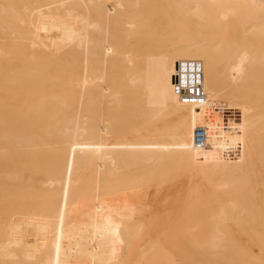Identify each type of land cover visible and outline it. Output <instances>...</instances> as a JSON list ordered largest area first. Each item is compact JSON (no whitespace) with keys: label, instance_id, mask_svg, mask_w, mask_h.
Here are the masks:
<instances>
[{"label":"bare ground","instance_id":"1","mask_svg":"<svg viewBox=\"0 0 264 264\" xmlns=\"http://www.w3.org/2000/svg\"><path fill=\"white\" fill-rule=\"evenodd\" d=\"M27 1L0 0V264H264V0Z\"/></svg>","mask_w":264,"mask_h":264},{"label":"built area","instance_id":"2","mask_svg":"<svg viewBox=\"0 0 264 264\" xmlns=\"http://www.w3.org/2000/svg\"><path fill=\"white\" fill-rule=\"evenodd\" d=\"M172 88L182 103L203 104L206 101V93L201 62L199 60L178 62L172 76ZM192 144L198 149L206 146V131L203 127H196L193 130Z\"/></svg>","mask_w":264,"mask_h":264},{"label":"rangeland","instance_id":"3","mask_svg":"<svg viewBox=\"0 0 264 264\" xmlns=\"http://www.w3.org/2000/svg\"><path fill=\"white\" fill-rule=\"evenodd\" d=\"M27 2H28V1L26 0V2H24V4H27ZM153 5H154V4H153ZM153 5H152V6H153ZM156 5H158V4H156ZM155 9H158V8H155ZM156 12H157V10H156ZM152 13H154V12H152ZM155 14H156V13H155ZM156 15H157V14H156ZM154 16H155V15H154ZM152 17H153V14H152ZM155 17H156V16H155ZM150 19H151V18H150ZM152 19L154 20V18H152ZM152 19H151V21H152ZM97 34H98L97 32H96V33H93V35L95 36V38H98V35H97ZM24 63L27 65L26 61L23 62V64H22L23 70H27V72H28V66L25 65V66H26V67H25V66H24ZM62 64H63V63H62ZM54 67H55V66H54ZM63 67H64V66H63ZM63 67L60 68V69H61V71L64 69V72L62 71V73H65V67H64V68H63ZM113 67H117V66H112V67H108V68H109V70H110V69L112 70ZM123 67H124V66H123ZM56 68H57V66H56ZM117 68H118V67H117ZM53 69H54V68H53ZM53 69H52V70H53ZM66 69H67V68H66ZM57 70H59V69L57 68L56 71H57ZM67 70L70 71L69 69H67ZM67 70H66V71H67ZM113 70H114V69H113ZM54 71H55V70H54ZM56 71H55V72H56ZM68 71H67V72H68ZM56 73H57V72H56ZM70 73H71V72H70ZM26 74L28 75V73H26ZM26 74L24 75V78H23V75L20 76V78H23V80H28L29 78H27ZM53 74H55V73H53ZM65 74H66V73H65ZM71 74H72V73H71ZM71 74H70V75H71ZM60 75H61L62 77L64 76V75H62V74H60ZM66 75H68V73H67ZM66 75H65V76H66ZM70 75H68L66 79H68V78L70 77ZM60 79H61V78H60ZM66 79H65V80H66ZM20 80H21V79H20ZM23 80L21 81V86H22V90H23V88H24L23 85H25V88H26V89L24 88V89L26 90V91L24 90L25 93H24V91H20L22 94L19 92V93H18V96H17V99L12 100L13 102H11V104L14 103V102H17V103H18V106H19L18 109L21 108V109H19L21 113H22L23 111H24V112L26 111L25 109H27V108L29 107V104H30V103L33 104V102L37 100V91H35V94H34L33 90H32V92L30 93V90H29V84L27 83L28 81L26 82V81H23ZM63 80H64V79H61L62 83L64 84ZM65 80H64V81H65ZM36 81H37V75H36ZM26 83H27V84H26ZM65 83H66V82H65ZM61 85H62V84H61ZM61 85H59V87H61ZM64 86H65V84H64ZM35 87H37V85H36ZM62 87H63V86H62ZM57 88H58V86H57ZM65 88H66V87H65ZM35 89H37V88H35ZM28 90H29V91H28ZM62 90H63V88H62ZM64 90H65V89H64ZM26 92H27V94H26ZM28 92H29V94H28ZM23 93H24V94H23ZM63 94H64V95H65V94L67 95V94H68V91H67V92H63ZM31 95H33V96H31ZM64 95H62V96H64ZM30 97H31V98H30ZM64 97H65V96H64ZM71 102H72V101H71ZM36 103H37V101H36ZM68 103H69V102H68ZM34 104H35V103H34ZM72 104H73V103H71V105H72ZM63 105H64V104H62V106H63ZM62 106H61V107H62ZM64 106H65V105H64ZM64 106H63V107H64ZM68 106H70V105H68ZM71 108H72V106H71ZM64 109H65V107H64ZM68 109H69V108H68ZM68 109H66V110H68ZM62 110H63V108H62ZM62 110H61V112L65 111V110H63V111H62ZM69 110H71V109H69ZM68 112H69V111H68ZM66 113H67V111L64 112V114H63L62 117H64V116L66 115ZM1 220H2V219H1ZM0 225H2V224H0ZM1 229H2V232H3V231H4V230H3V226H2V228L0 227V234H1V236H2V235L4 234V232L2 233V232H1ZM2 238H3V237H2ZM0 240H1V237H0Z\"/></svg>","mask_w":264,"mask_h":264}]
</instances>
